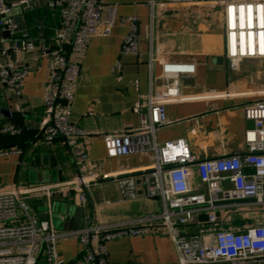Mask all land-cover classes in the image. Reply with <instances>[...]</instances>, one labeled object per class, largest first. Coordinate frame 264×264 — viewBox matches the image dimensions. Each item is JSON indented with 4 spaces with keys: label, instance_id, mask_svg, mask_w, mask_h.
<instances>
[{
    "label": "built area",
    "instance_id": "1",
    "mask_svg": "<svg viewBox=\"0 0 264 264\" xmlns=\"http://www.w3.org/2000/svg\"><path fill=\"white\" fill-rule=\"evenodd\" d=\"M170 2L221 6L226 55L232 60L264 56V0ZM37 5V0H0V97L11 119L23 112L21 92L28 69L8 56L10 51L32 52L37 48L30 34L20 28L14 10ZM48 6L59 10L60 23L52 46L41 48L49 62L43 95L45 115L39 129L44 143L64 141L82 173L73 180L0 192V264H110L109 241L154 234L160 227L168 230L180 256L179 264H264V101L244 107L245 117L254 122V128L246 132V153L203 157L185 138L158 142L157 132L172 123L166 102L180 96L179 78L167 79L156 93L138 102L137 129L104 136L109 157L152 152L153 163L135 171L96 173L84 145L91 133L71 120L72 107L90 42L96 36L111 35L118 6L103 0H50ZM124 20L131 29L124 38L122 52L138 54V18ZM115 68L120 72L122 64L118 62ZM21 132L22 128L12 121L0 128L3 134ZM10 153L23 151L0 147V156ZM100 180L116 182L128 199L156 198L160 210L131 220L58 232L52 200L73 192L84 207L88 192ZM38 199L45 201V219L32 210L31 202ZM68 236L79 237L81 251L79 257L63 263L57 245Z\"/></svg>",
    "mask_w": 264,
    "mask_h": 264
},
{
    "label": "crops",
    "instance_id": "2",
    "mask_svg": "<svg viewBox=\"0 0 264 264\" xmlns=\"http://www.w3.org/2000/svg\"><path fill=\"white\" fill-rule=\"evenodd\" d=\"M49 1L37 0L38 5L30 11L27 6L14 10L16 18H22L20 28L30 34L37 48L32 52L10 51L8 56L27 68L28 75L21 92L23 112L15 113L11 119L0 97V128L11 121L22 128L17 135L0 133V147L23 151L0 156V192L40 184L42 179L32 177L40 168L60 170L55 177L57 182L60 177L68 181L82 173L64 141L44 143L39 129L45 115L43 95L49 62V57L41 54V48L52 46L60 23V12L49 8ZM103 2L118 6L116 24L111 35L96 36L90 42L77 80L71 115L72 121L91 133L84 145L95 172L116 174L153 163L152 152L109 157L104 136L137 129L138 102L147 94L156 93L170 78H179L180 96L166 102L167 117L172 123L157 132L158 142L185 138L192 150L203 157L246 153V132L254 128V122L245 117L244 107L264 101V56L232 60L226 55L222 7L206 2L175 4L170 0ZM35 12L38 14L33 16ZM130 16L138 18V54L122 52L124 38L131 29L124 19ZM118 62L122 64L120 72L115 68ZM10 99L7 98L9 103ZM37 155L44 165L32 167ZM196 182L199 183L198 179ZM75 195L71 192L52 200L58 203L56 210L65 205L70 221L75 208L80 206ZM87 201L86 206H80L79 229L131 220L160 210L158 199L125 198L116 182L109 180L95 184L87 194ZM31 206L40 219L47 218L45 201H32ZM53 221L58 232H69L55 218ZM106 245L110 264H179V253L163 227L154 234L115 239ZM57 249L61 262H71L80 256V239L64 237Z\"/></svg>",
    "mask_w": 264,
    "mask_h": 264
},
{
    "label": "water",
    "instance_id": "3",
    "mask_svg": "<svg viewBox=\"0 0 264 264\" xmlns=\"http://www.w3.org/2000/svg\"><path fill=\"white\" fill-rule=\"evenodd\" d=\"M27 10L30 11V10H32V8L28 7ZM37 14L38 13L35 12V13H33V16H35ZM16 19L19 22L22 21L21 17H17ZM37 22L41 23V20L37 19ZM6 113L8 114V111H6ZM42 165H44V164H42V162H41L40 155H37L36 160L32 163V167H41ZM54 165H56V164L53 163V166ZM59 173H60V170L40 168L39 170L35 171L32 174V177L37 176L40 179H42L40 182L48 183V182H50L51 179L55 180L56 175ZM62 181H63V178L60 177L59 182H62ZM54 182H57V181L55 180ZM140 193H141V191H140ZM52 205H53L54 214H56L55 217H56L57 223L60 227H62L63 230L74 231V230L79 229L81 216H82V207L77 206L75 208L74 218L72 221H70L68 219V216H67L68 212H66L65 205L60 210H56L58 203H56L55 201L52 202Z\"/></svg>",
    "mask_w": 264,
    "mask_h": 264
},
{
    "label": "rangeland",
    "instance_id": "4",
    "mask_svg": "<svg viewBox=\"0 0 264 264\" xmlns=\"http://www.w3.org/2000/svg\"><path fill=\"white\" fill-rule=\"evenodd\" d=\"M39 183H41V182H39ZM55 216H56V214H54V218H55V221H57ZM56 229H59V228H57V226H56Z\"/></svg>",
    "mask_w": 264,
    "mask_h": 264
},
{
    "label": "trees",
    "instance_id": "5",
    "mask_svg": "<svg viewBox=\"0 0 264 264\" xmlns=\"http://www.w3.org/2000/svg\"><path fill=\"white\" fill-rule=\"evenodd\" d=\"M40 264H42V263L40 262Z\"/></svg>",
    "mask_w": 264,
    "mask_h": 264
}]
</instances>
